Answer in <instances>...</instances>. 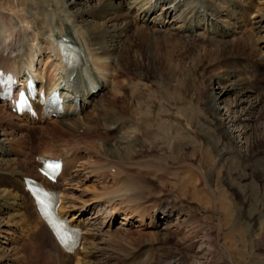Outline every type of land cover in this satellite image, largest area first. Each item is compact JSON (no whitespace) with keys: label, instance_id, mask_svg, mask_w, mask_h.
<instances>
[{"label":"bare ground","instance_id":"6f19581e","mask_svg":"<svg viewBox=\"0 0 264 264\" xmlns=\"http://www.w3.org/2000/svg\"><path fill=\"white\" fill-rule=\"evenodd\" d=\"M86 1L0 0V67L76 82L87 91L73 95L88 96L81 114L38 124L0 102V264H27L28 244L39 264L228 258L225 227L239 238L238 214L255 223L250 200L264 202V0ZM66 43L78 53L71 64ZM56 154L66 167L52 185L59 211L83 228L71 251L21 185L38 177L36 157ZM226 157L240 174L231 164L226 174ZM236 178L257 180L259 192L233 189Z\"/></svg>","mask_w":264,"mask_h":264},{"label":"rangeland","instance_id":"374dc122","mask_svg":"<svg viewBox=\"0 0 264 264\" xmlns=\"http://www.w3.org/2000/svg\"><path fill=\"white\" fill-rule=\"evenodd\" d=\"M80 1L82 2L84 0H80ZM96 2H98V1L97 0H88L86 2H83V5H95V4H97ZM140 38H142V40H138V42H139L138 44H140V46L142 47L143 51L147 52L148 55H151V47H152L153 40L148 35H143ZM189 63H188V66L190 67L191 66V62H189ZM119 74H120V72H119ZM122 78L125 79V76L119 75V81ZM215 90H218V89H215ZM190 97L192 98L191 95H190ZM224 101L225 102L221 103V107L225 108L226 107V103L228 104L230 102V97H229L228 100L225 99ZM236 134L238 135V133L234 132V135H236ZM241 138H242V136L238 137V139H240L241 142H244V140H242L243 138L242 139ZM242 146H244V144H242ZM242 149H244V147H242ZM226 159L229 160V161L226 160L224 162L223 170H226V172H227L226 174L229 175V173L227 171L228 170L227 167L231 164L232 167L230 166L231 169L229 168V170H230V172H231V170L233 172L234 171L233 169L236 166L233 161L236 160L237 158L231 157V159H230L229 157L228 158L226 157ZM227 162L229 164H227ZM237 166H236L237 167L236 171H238V173H239L241 170H240L239 165H237ZM245 170H246V168H245ZM222 175L220 177H221V179H224L222 177ZM236 179L237 180H235V179L233 180L232 179L234 184L237 183L236 186L235 185L232 186L233 189H235V187H237L239 185V183H240V186H241V183H242V186L240 187L241 188L240 192H242V191L243 192H248L249 189L250 190L253 189L254 191H258V188H259L260 185H259L257 180H251V182H248L249 179H246V178H242V179L236 178ZM249 183H251V185ZM224 186H225V183L222 186L224 191L228 190L227 192L229 194L232 193L233 189H230L229 187H227V186L224 187ZM240 188H238V189L240 190ZM231 198H233V197H231ZM188 199L190 200V198H188ZM194 199H195V201H197L196 195H194ZM254 199L250 200V205L248 207L249 208L248 211L250 213L254 214V219L256 220L255 223H250L247 219H245L244 217H241V215L238 214V217L236 219V223L240 226V228H242L243 234L238 238V236L236 234L240 235L239 233L230 232V229L228 227H225L227 231L224 230V235H225L226 238L228 237V239L231 240V242H230V247L231 248H230V251L226 253L228 258L224 254H219L218 255V259L216 261H214V264H264V248H261L264 245V240L260 237L261 234H258V232H262L261 228H260V224L264 220V202H261L258 199H255V200ZM237 207L240 209V205L238 203H237ZM172 219H174V218H172ZM119 222H121V215H118L116 217V222L114 223L115 226H120ZM224 223L228 224L225 219H224ZM26 246H30L31 248L26 247ZM26 246H24V248H23L24 249L23 253L25 255H27V256H25V258L27 260L26 262H28L29 264L30 263L31 264H39L38 262L40 261V259H39L40 255H38L36 253L37 251L31 252L33 250L32 249V245L28 244ZM199 246H200V243H196L195 248H197ZM204 246H203V248L201 247L202 248V250H201L202 253L205 252ZM33 261L36 262V263H34ZM41 263L42 262H40V264ZM42 264H48V263H42Z\"/></svg>","mask_w":264,"mask_h":264}]
</instances>
